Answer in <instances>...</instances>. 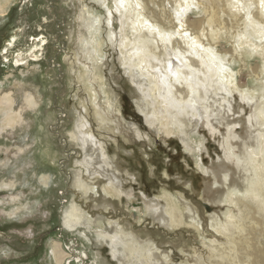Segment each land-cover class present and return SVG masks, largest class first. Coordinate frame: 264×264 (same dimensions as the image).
I'll return each mask as SVG.
<instances>
[{
    "label": "rangeland",
    "instance_id": "374dc122",
    "mask_svg": "<svg viewBox=\"0 0 264 264\" xmlns=\"http://www.w3.org/2000/svg\"><path fill=\"white\" fill-rule=\"evenodd\" d=\"M262 2L192 0L177 12L175 0H0V264H195L201 255L225 263L211 250L235 235L232 219L256 212L264 226L251 183V151L264 155ZM129 5L132 17L152 7L191 26L216 12L202 40L224 69L199 88L207 99L178 108L135 80L121 53L135 32ZM165 45L171 69L182 66ZM67 52L77 57L71 65ZM173 201L183 211L176 225Z\"/></svg>",
    "mask_w": 264,
    "mask_h": 264
},
{
    "label": "bare ground",
    "instance_id": "6f19581e",
    "mask_svg": "<svg viewBox=\"0 0 264 264\" xmlns=\"http://www.w3.org/2000/svg\"><path fill=\"white\" fill-rule=\"evenodd\" d=\"M175 1L177 2L175 6L177 12L178 11L186 12V10L188 9V7L192 2V0H182V1L175 0ZM146 2L148 3V1ZM144 5L145 7H147L145 3ZM262 7H264V0L262 2ZM142 8L144 9L143 12H136L134 14L135 16L132 17L133 14L129 13L130 5L126 7L127 14L125 16H127L128 20L130 18L132 19V21L130 22L132 24L131 32L133 31L135 32L131 33L132 34L131 36L127 35L128 37V40H126L127 42L124 44V46H121V53L123 55L125 62L124 65L125 66L128 65L130 67V70L137 68L138 70L137 73L140 74L141 77L134 79L139 84H142V86L146 87V89H149L152 86L153 88H151V90L153 92L156 90V94L158 93L162 97L163 102H166L168 100L167 96L170 95L172 97V101L173 102L175 101L173 104H177V106L178 104L184 105L185 103L187 104L192 103L193 100L196 101L199 97L206 98V94H205L206 92H204L205 95L203 93L202 95L201 92L203 91L201 90L200 92L199 88L202 89V87L205 86L209 89V86H211L212 84H214V82H216V80H218L220 73H222L224 69L223 66L224 62L222 59L216 62L217 59H220L218 56V53L220 52H216L215 50L211 49L212 48L211 46H208L205 43L203 44L204 41L202 40V36L204 35L203 31L205 30V24L218 19L217 17L215 18L214 13L216 12L211 11L205 14L206 16L204 18L201 17L197 19L196 22L199 23L198 26H191V24L188 23L186 17H183L182 19L177 21L175 17L176 14H172L167 17L166 15L158 14L152 7H150L151 13L148 15L145 13V8L144 7ZM258 19L260 20V22L264 24V20H262L261 18ZM255 23L259 24L258 22ZM216 24L220 26L221 22L217 21ZM123 32L124 34L126 33L125 28H123ZM127 37L125 39H127ZM165 43H168V45L171 46L175 56L177 57L175 58L181 61L182 66L175 64L174 65L175 68L173 70L171 69V66L173 65L172 62L174 61L170 57L163 58L164 53L166 54V52L168 51ZM16 57H17L16 62L18 65L22 64L25 61V57L23 56L17 55ZM29 57H31V59H38L37 53L34 49L29 54ZM76 60L77 57L75 56V54L72 53L69 54L68 52L65 54V61L67 62L68 65H71L72 63L76 62ZM95 78L96 81H99L97 74ZM226 80H227L226 82L230 81L229 83L231 84L229 85L233 86L232 88L234 87L236 88V86L231 80L228 79ZM147 82H151L152 84L150 85ZM232 88L230 87V89ZM214 89L215 88H213V90ZM2 97H3L2 98L3 106L4 108L7 109L6 111H8V116L10 117L8 122L13 121L12 119L13 116H11L12 113L11 108L13 104L12 98L7 94ZM170 100L171 99H169V101ZM29 104L34 106L32 100H29ZM191 106L193 107V105ZM168 107H171V105H169ZM187 109H185L186 111H188L187 113L191 112L192 116L196 115V112H193L194 110L191 111L190 109L189 111ZM187 118L183 119L182 124L184 123L186 127H189L190 124L192 123L189 120V118L188 119ZM85 132L90 133V131L88 130ZM261 146L263 148V141L261 142ZM251 154L253 155L254 162L256 161L254 168H256L258 174L256 177L257 180H255L254 182H252L251 180V183L253 184L255 183L253 188L258 187L257 188V191H259L258 195L262 196L261 201H263L264 188L258 182L261 180L260 177H261V172L263 171L262 166L264 165V155L263 153L261 154L259 153L260 155L256 154L254 153V151H251ZM44 180L47 182V178H44ZM230 199H232V196L230 197ZM170 204L171 207H168L169 209L168 215L171 219V222L175 225L181 223L182 219L179 220L178 218H176V216H178L177 212L179 213V215H183V211L179 209V205L176 204L174 201L173 203ZM255 210L256 209H254V211ZM256 214L257 213L255 212L244 216L247 217L245 222H243L244 220L243 218L239 219L237 217L236 219H232V223H234L235 227L237 228V232L235 233V235H231L232 237L225 236V238L223 236L224 238L223 239L224 243H222L223 246L213 243L212 247L214 249L211 250L212 254H214L215 257L216 256L220 257L221 255L224 257L226 256L227 262L224 263L223 261H220L218 259L208 260V258L204 257V255H201V258L196 257L194 259L195 264H264V249H263L264 246L263 245L260 246V244L256 243V236H257L256 233L260 232L264 236V226L261 225L262 216ZM230 218H231V214H229L227 220L230 221L229 220ZM67 222L69 223L68 220H66V223ZM119 232H120L119 234L120 236H126L127 239L129 238L127 236H131L129 234L127 235V233L125 234L124 232L121 231ZM121 241L122 240H120V242ZM124 246L128 247L127 243ZM126 247H124V249ZM242 252H243L244 260L242 259ZM133 253H134V249L132 251V254ZM149 256L150 255H144L140 259H142L141 261H143V263H146L147 260L149 261L151 260ZM134 258L135 260L138 259L136 256ZM137 261L139 260H136V262Z\"/></svg>",
    "mask_w": 264,
    "mask_h": 264
}]
</instances>
